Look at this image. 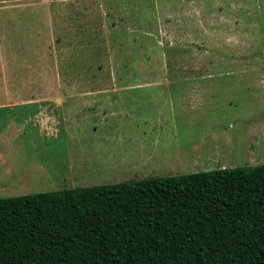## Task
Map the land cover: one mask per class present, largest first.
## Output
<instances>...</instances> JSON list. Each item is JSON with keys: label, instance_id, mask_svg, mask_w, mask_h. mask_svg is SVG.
<instances>
[{"label": "rangeland", "instance_id": "rangeland-1", "mask_svg": "<svg viewBox=\"0 0 264 264\" xmlns=\"http://www.w3.org/2000/svg\"><path fill=\"white\" fill-rule=\"evenodd\" d=\"M0 198L264 163V0H0Z\"/></svg>", "mask_w": 264, "mask_h": 264}, {"label": "trees", "instance_id": "trees-1", "mask_svg": "<svg viewBox=\"0 0 264 264\" xmlns=\"http://www.w3.org/2000/svg\"><path fill=\"white\" fill-rule=\"evenodd\" d=\"M0 264H264V163L2 197Z\"/></svg>", "mask_w": 264, "mask_h": 264}, {"label": "crops", "instance_id": "crops-1", "mask_svg": "<svg viewBox=\"0 0 264 264\" xmlns=\"http://www.w3.org/2000/svg\"><path fill=\"white\" fill-rule=\"evenodd\" d=\"M0 106H3V105H0Z\"/></svg>", "mask_w": 264, "mask_h": 264}]
</instances>
